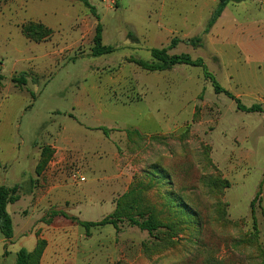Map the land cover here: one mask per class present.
<instances>
[{
	"label": "rangeland",
	"instance_id": "374dc122",
	"mask_svg": "<svg viewBox=\"0 0 264 264\" xmlns=\"http://www.w3.org/2000/svg\"><path fill=\"white\" fill-rule=\"evenodd\" d=\"M88 1L96 15L78 0H0V186L19 197L7 210L13 240L0 246V264H16L26 237L45 242L40 264H54L53 253L57 264H264V0H231L211 27L221 0ZM29 22L52 37L27 39ZM98 24L111 54L93 56ZM164 48L202 60L224 90L261 111L238 110L203 67L136 64ZM44 148L52 154L38 174ZM59 161L67 205L33 213ZM150 181L170 231L94 227L56 252L41 238L56 216L102 221Z\"/></svg>",
	"mask_w": 264,
	"mask_h": 264
},
{
	"label": "trees",
	"instance_id": "16d2710c",
	"mask_svg": "<svg viewBox=\"0 0 264 264\" xmlns=\"http://www.w3.org/2000/svg\"><path fill=\"white\" fill-rule=\"evenodd\" d=\"M83 5L90 9V11L96 15V10L89 3L88 0H78ZM231 0H221L220 4L214 11L211 16V19L208 23V26L211 27L213 24L221 17L225 8ZM23 35L35 43H42L49 40L53 32L50 28L46 27L41 23L29 22L24 25L22 28ZM201 39H195L192 43H200ZM178 40L174 39L170 48H173L177 44ZM93 56H103L112 53V48L102 45V26L100 24L96 27V33L94 37V48ZM152 62H145L142 60L136 61V64L147 71L151 72H161L168 71L173 69L176 66L185 65L191 67H203L205 70V76L207 79L212 81L215 88V92L218 94H225L228 98L233 100L238 110L245 113H255L260 112L261 107L254 105L251 107L244 106L241 101L236 98L234 95L224 90L214 79V77L206 71L204 63L202 60H193L189 55H170L166 48L164 49H154L152 50ZM3 78L0 76V80ZM13 82L18 85H26L27 81L24 77L13 78ZM104 133L108 134L107 129H104ZM52 151L49 148H44L42 151V159L37 167L38 174H40L47 164L48 159L46 153ZM161 178V177H158ZM152 182L148 184L138 183L137 185L130 188V190L125 193L122 197L116 202L114 212L104 218L98 223L93 222H80L77 219L72 218L71 220L75 221L81 227L85 229H90L94 227H105L112 226L117 234L121 231V224L129 223L132 227H137L143 232H148L150 235H153L159 232L162 229L170 231V225L167 223L166 219L163 217L162 211L159 207L153 203L152 199L149 196V192L152 189ZM17 188H9L6 186H0V235H2L6 240H11L13 238V222L12 218L7 211V207L10 204H14L19 200V197L16 196ZM173 207H177L174 206ZM177 214H180L185 220L189 216L184 209H179L176 211ZM66 216L65 213L60 212L57 215ZM67 217V216H66ZM180 224V221L178 222ZM45 242L38 241L36 247L32 252H27L22 249L17 255L16 264H40V260L44 253Z\"/></svg>",
	"mask_w": 264,
	"mask_h": 264
},
{
	"label": "crops",
	"instance_id": "0c3cea01",
	"mask_svg": "<svg viewBox=\"0 0 264 264\" xmlns=\"http://www.w3.org/2000/svg\"><path fill=\"white\" fill-rule=\"evenodd\" d=\"M65 168H66L65 161H59L58 163L51 165V169H50L51 175L49 176V179L47 180V183L44 189L45 197L39 196L37 198V201L36 199H34L33 202H31V208H32L33 213L41 212L42 214L44 212L43 211L44 207H47V209L56 208V210H62L63 208L66 207L67 202H68L67 201L68 191L70 190L71 185L65 181V175H64ZM103 201H104V196L102 195L101 197H97L96 201L93 203L101 204L103 203ZM10 206H12V204L8 205L7 207L8 211H9ZM27 211L28 210H22V215L27 213ZM83 222H88V221H83ZM90 222L95 223L94 221H90ZM87 231L88 230H85V228L81 227L80 225H74L71 221H69L68 219L62 216H56L53 218V221L50 225L45 226V230L43 231L41 238L45 240L50 239V245L55 246L56 248L55 252H56V250L60 251L61 249H64V247L68 246L70 242H72L71 236L73 234L76 233L81 236L83 234L85 235ZM95 232H98V231H95ZM25 242L29 243L31 247L34 248L37 243V239L34 237H26L24 241L22 242V244H20V246L25 248L24 246ZM74 243L77 244L76 239ZM1 245L4 246V245H11V244L9 243V241H7L5 238L2 237V239H0V246ZM0 255H1L0 258L4 256L5 251L3 250L2 254ZM55 257H56V253H53L54 264H57V260L55 259ZM43 258H46V252Z\"/></svg>",
	"mask_w": 264,
	"mask_h": 264
}]
</instances>
